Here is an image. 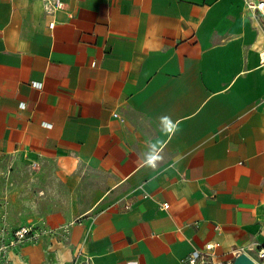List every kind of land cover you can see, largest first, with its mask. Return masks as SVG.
<instances>
[{"label":"crops","instance_id":"1","mask_svg":"<svg viewBox=\"0 0 264 264\" xmlns=\"http://www.w3.org/2000/svg\"><path fill=\"white\" fill-rule=\"evenodd\" d=\"M263 54L243 0H0V155L97 186L0 264L264 263Z\"/></svg>","mask_w":264,"mask_h":264},{"label":"rangeland","instance_id":"2","mask_svg":"<svg viewBox=\"0 0 264 264\" xmlns=\"http://www.w3.org/2000/svg\"><path fill=\"white\" fill-rule=\"evenodd\" d=\"M96 187L94 179L84 176L78 189H70L52 164L36 163L33 166L23 159L0 155V205L6 208L7 219L28 215L29 208L35 207L42 212L53 209L62 214L72 200L84 199ZM13 231L6 230V244L12 242Z\"/></svg>","mask_w":264,"mask_h":264},{"label":"built area","instance_id":"3","mask_svg":"<svg viewBox=\"0 0 264 264\" xmlns=\"http://www.w3.org/2000/svg\"><path fill=\"white\" fill-rule=\"evenodd\" d=\"M243 2L247 10H249L250 12L254 14H257L264 20V0H243ZM61 7L62 5L59 2H55L54 5L52 6L53 10L60 9ZM167 208H168L167 204H163L161 206V209L163 210ZM38 237L39 235L37 234L36 230H32L31 227L21 226L13 232L11 244L17 245V244H23V243H31V242H34ZM212 248H213L212 245H206L205 250L207 252H204V253L192 252L186 258L183 264H202L205 262L210 263L207 260V257L209 255V251L212 250ZM259 257L262 260H264V250L259 251ZM73 264H92V263H91L90 258H87V257L83 258L82 254H77L75 260L73 261ZM256 264H264V263L262 262V263H256Z\"/></svg>","mask_w":264,"mask_h":264},{"label":"water","instance_id":"4","mask_svg":"<svg viewBox=\"0 0 264 264\" xmlns=\"http://www.w3.org/2000/svg\"><path fill=\"white\" fill-rule=\"evenodd\" d=\"M202 264H210L208 262L202 263ZM227 264H256L251 258H249L245 254H239L234 258V260L231 263Z\"/></svg>","mask_w":264,"mask_h":264},{"label":"clouds","instance_id":"5","mask_svg":"<svg viewBox=\"0 0 264 264\" xmlns=\"http://www.w3.org/2000/svg\"><path fill=\"white\" fill-rule=\"evenodd\" d=\"M158 159H160V157L158 155L155 154V152H153L152 154H150L146 160V163L152 166H155V161H157Z\"/></svg>","mask_w":264,"mask_h":264}]
</instances>
